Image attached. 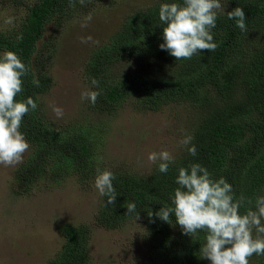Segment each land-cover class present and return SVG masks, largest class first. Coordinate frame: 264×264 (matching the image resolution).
<instances>
[{
	"label": "trees",
	"instance_id": "trees-1",
	"mask_svg": "<svg viewBox=\"0 0 264 264\" xmlns=\"http://www.w3.org/2000/svg\"><path fill=\"white\" fill-rule=\"evenodd\" d=\"M11 1L23 4L27 13L18 28L0 30V54L15 52L30 68L16 99L32 97L38 105L25 115L20 128L31 153L15 174L18 186L14 189L20 196L29 195L46 179L53 185H61L67 177H79L81 183L95 181L97 169L108 170L98 158L101 126L70 122L59 127L45 118L40 99L50 91L52 78L49 52L39 44L47 26L61 25L79 0ZM173 2L183 0H155L136 9L92 51L85 77L91 86L92 78L99 81V88H92L100 92L97 100L109 105H121L134 94L140 95V106L151 110L167 104L192 105L198 116L191 135L197 154L192 156L185 148L166 174L158 171V164L147 176L109 170L115 175L116 202L108 204L102 196L95 222L115 230L127 222L142 221L155 264H210L200 251L205 233L193 239L175 224L174 214L169 224L155 213L163 206L174 207L178 170L195 163L206 167L214 179L225 178L237 198L243 195L254 201L264 195V0H220L222 9L213 29L218 47L181 60L160 48L164 25L159 9ZM236 7L245 12L247 32L228 19L227 13ZM33 79L39 81L38 87ZM128 202H135L136 211L126 215ZM151 211L154 215L149 218ZM60 231L64 245L48 264H90L88 229L63 224ZM252 257L255 264H264V256Z\"/></svg>",
	"mask_w": 264,
	"mask_h": 264
},
{
	"label": "rangeland",
	"instance_id": "rangeland-1",
	"mask_svg": "<svg viewBox=\"0 0 264 264\" xmlns=\"http://www.w3.org/2000/svg\"><path fill=\"white\" fill-rule=\"evenodd\" d=\"M86 1L84 5L77 1L61 25L49 24L39 44L46 45L49 52L52 78L50 91L40 97L45 118L59 127L70 122L100 125L98 158L103 167L147 176L159 164L149 161L150 153L166 150L174 160L181 156L185 148L179 141L192 135L198 120L196 109L189 103H176L151 110L138 104L139 94L118 106L82 101L83 91H94L85 77V64L92 51L136 9L155 0ZM31 2L24 0L25 4ZM26 13L23 4L0 0V30L18 28ZM9 17L14 18L12 24L5 23ZM88 36L92 40L81 43L80 38ZM53 106L63 109V117H56ZM30 153L29 147L23 162ZM20 165H0V264H48L64 245L63 224L88 229L90 264H155L142 221L127 222L115 230L96 225L102 196L95 181L81 183L79 177H67L61 185H53L46 179L29 195L18 196L14 185L18 186L15 174ZM249 264H255L253 257Z\"/></svg>",
	"mask_w": 264,
	"mask_h": 264
},
{
	"label": "clouds",
	"instance_id": "clouds-1",
	"mask_svg": "<svg viewBox=\"0 0 264 264\" xmlns=\"http://www.w3.org/2000/svg\"><path fill=\"white\" fill-rule=\"evenodd\" d=\"M81 5L85 0H79ZM222 8L220 0H183V3H163L159 9V20L163 26L162 50H167L176 60L191 59L202 51H215L213 29L216 27L218 10ZM241 32H247L246 16L242 7H236L227 13ZM9 17L5 23L12 24ZM91 20V16L87 17ZM86 26V25H83ZM19 38V37H18ZM81 43H88L91 36L81 37ZM30 68L12 51L0 54V165L14 167L23 162L30 144L20 131L23 118L38 105L32 97L17 100L23 92V77ZM39 86V81L33 79ZM91 84L99 88V81L92 78ZM99 91L85 90L82 101L95 105ZM57 118L64 115L63 109L53 106ZM193 136L185 135L179 145L186 148L192 156L197 149L192 144ZM149 161L158 164V171L167 173L174 157L168 151L152 152ZM115 175L109 170L97 169L95 188L101 196L107 197L108 204L116 202L117 193L113 185ZM172 198L174 207L163 206L155 216L164 222L175 224L183 234L193 239L198 233H205L201 246L202 258L210 264H249L253 255L264 256V195L253 201L241 195L236 197L233 187L225 178L214 179L208 169L199 163L188 168L181 167ZM126 215L136 211L135 202L126 203ZM241 208H245L242 213ZM153 212H148L149 218ZM139 217V214H138ZM137 217V219H138ZM154 222V221H153Z\"/></svg>",
	"mask_w": 264,
	"mask_h": 264
}]
</instances>
